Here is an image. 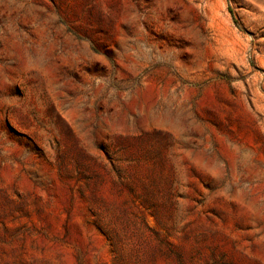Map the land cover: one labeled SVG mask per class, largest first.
I'll list each match as a JSON object with an SVG mask.
<instances>
[{
  "label": "rangeland",
  "instance_id": "obj_1",
  "mask_svg": "<svg viewBox=\"0 0 264 264\" xmlns=\"http://www.w3.org/2000/svg\"><path fill=\"white\" fill-rule=\"evenodd\" d=\"M0 264H264V0H0Z\"/></svg>",
  "mask_w": 264,
  "mask_h": 264
}]
</instances>
